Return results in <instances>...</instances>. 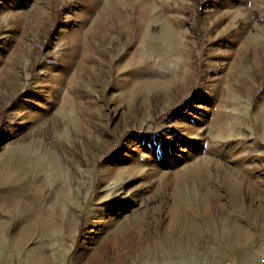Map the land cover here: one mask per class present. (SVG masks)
<instances>
[{
    "label": "rangeland",
    "instance_id": "374dc122",
    "mask_svg": "<svg viewBox=\"0 0 264 264\" xmlns=\"http://www.w3.org/2000/svg\"><path fill=\"white\" fill-rule=\"evenodd\" d=\"M263 247L264 0H0V264Z\"/></svg>",
    "mask_w": 264,
    "mask_h": 264
},
{
    "label": "crops",
    "instance_id": "0c3cea01",
    "mask_svg": "<svg viewBox=\"0 0 264 264\" xmlns=\"http://www.w3.org/2000/svg\"><path fill=\"white\" fill-rule=\"evenodd\" d=\"M259 256L264 257V247L259 249L258 251H253L244 260L233 259V263L234 264H260Z\"/></svg>",
    "mask_w": 264,
    "mask_h": 264
},
{
    "label": "built area",
    "instance_id": "2783aa9c",
    "mask_svg": "<svg viewBox=\"0 0 264 264\" xmlns=\"http://www.w3.org/2000/svg\"><path fill=\"white\" fill-rule=\"evenodd\" d=\"M260 264H264V259H259Z\"/></svg>",
    "mask_w": 264,
    "mask_h": 264
},
{
    "label": "bare ground",
    "instance_id": "6f19581e",
    "mask_svg": "<svg viewBox=\"0 0 264 264\" xmlns=\"http://www.w3.org/2000/svg\"><path fill=\"white\" fill-rule=\"evenodd\" d=\"M259 259H264V257H260Z\"/></svg>",
    "mask_w": 264,
    "mask_h": 264
}]
</instances>
